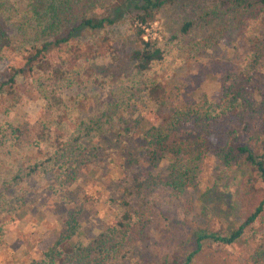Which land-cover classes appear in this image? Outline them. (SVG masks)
<instances>
[{
    "label": "trees",
    "instance_id": "1",
    "mask_svg": "<svg viewBox=\"0 0 264 264\" xmlns=\"http://www.w3.org/2000/svg\"><path fill=\"white\" fill-rule=\"evenodd\" d=\"M24 1L26 10L19 12L13 0H0V62L11 54L25 61L15 68L17 73L25 68L38 71L32 87L45 101L47 118L33 126L0 123V251L7 247V226L25 207V195H17L23 186L51 177L46 190L63 194L78 182L105 138L118 142L135 132L152 167L169 160L168 175L161 182L177 197L200 184L205 160L212 154L221 169L208 189L221 185L226 190L227 208L235 216L226 231L198 233V248L184 257L175 256L169 264H191L202 240L231 245L246 230L264 222V0H220L203 13L201 21L217 22L219 26L214 25L221 29L217 34L225 39L244 36L253 28L258 34L248 39L249 51L241 68L221 77L215 98L172 103L170 110L153 122L142 114L132 121L130 117L137 112L138 99L151 100L156 110L171 100L157 77L166 61V50L156 41H144L143 29L134 27L130 70L122 68V63L114 66L107 78L111 101L99 102L85 118L80 115L84 113L82 106L97 96L95 87L104 73L88 77L90 62L81 66L71 63L77 59L73 57L78 45L75 35L112 26V10L126 6L134 10L132 25L140 21L142 26L152 21L163 5L177 0ZM9 25L13 35L7 33ZM196 26V21H187L182 33ZM53 54H58L56 63L50 60ZM64 123L70 129L68 134L63 131ZM221 126L229 128L216 136V127ZM149 224L145 212L127 211L112 227L83 244L75 240L79 225L73 219L41 258L28 264L121 262L147 238Z\"/></svg>",
    "mask_w": 264,
    "mask_h": 264
},
{
    "label": "rangeland",
    "instance_id": "2",
    "mask_svg": "<svg viewBox=\"0 0 264 264\" xmlns=\"http://www.w3.org/2000/svg\"><path fill=\"white\" fill-rule=\"evenodd\" d=\"M13 1L19 12L26 10L24 0ZM219 2L177 0L167 3L154 13L152 21L142 26L140 21L132 25L133 8L121 7L112 10L115 20L112 26L77 32L78 45L73 51L77 59L71 63L81 66L90 62L88 77L98 76L100 71L104 73L103 81L95 87L97 96L90 97L82 106L81 117L92 114L99 102L111 101L107 78L113 74L116 64L122 63V68L130 70L128 59L136 26L143 29L144 41H156L166 50V61L158 69L157 77L171 100L156 110L151 100L138 99L137 112L131 114V121L142 114L148 122H153L160 114L167 113L172 103L180 105L215 98L221 77L241 68L243 57L249 51L248 39L258 34L257 28H253L245 37L235 34L225 39L217 34L221 30L214 25L217 22L201 21L203 13ZM191 20L196 21L197 26L182 33L183 24ZM6 30L9 35L14 34L10 25ZM57 56L53 54L50 60L58 62ZM24 62L11 54L0 62V123L12 121L33 126L47 118L45 101L32 87L38 71L27 68L24 72L16 71ZM62 126L68 134L70 129L65 123ZM221 127H216V136L229 128ZM135 133L122 136L118 142L105 138L96 158L84 168L78 182L63 194L55 195L46 190L51 177L29 181L23 186L17 195H25V207L7 226L4 237L7 247L0 251V264H28L39 260L41 253L67 231L73 219L79 225L75 240L88 244L112 227L125 212L146 213L150 220L147 238L129 257L114 264H169L175 256L184 257L198 248V233L228 230L235 216L227 208L226 190L221 189V185H215L217 190L208 189L221 169L212 154L205 160L200 184L177 197L161 182L168 175L169 160L152 167L140 149L139 134ZM200 243L202 246L191 264H264V222L246 230L231 245L213 244L208 240ZM260 256L262 260L257 262Z\"/></svg>",
    "mask_w": 264,
    "mask_h": 264
}]
</instances>
